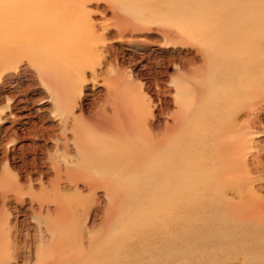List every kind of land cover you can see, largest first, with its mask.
I'll list each match as a JSON object with an SVG mask.
<instances>
[{
  "label": "rangeland",
  "instance_id": "1",
  "mask_svg": "<svg viewBox=\"0 0 264 264\" xmlns=\"http://www.w3.org/2000/svg\"><path fill=\"white\" fill-rule=\"evenodd\" d=\"M21 1L32 8L29 0ZM67 4L59 0L56 9L69 15ZM71 8L90 23L99 47L98 83L86 69L77 100L83 105L74 109L85 125H92L91 119L105 104L106 111L112 112L107 101L114 100L108 91L113 84L117 87L115 100L122 109H132V101L144 100L148 121L160 130L173 121L170 114L177 107L173 93L179 80L173 79L193 77L181 84L183 89L192 90L194 102L183 115L186 130H180L185 135H180L179 170L190 163L195 183L194 192L189 184L184 187L191 193L181 195L177 209L176 250L173 252L164 240L172 229L168 220L161 221L162 178L154 172L157 168L124 170L100 164L105 172L94 170V190L85 179L75 186L84 202L91 205L88 213L82 214L85 232L115 239L111 260L100 259L101 264H264V0H77ZM55 17L47 14L44 18L53 25L50 20ZM55 25L56 21L54 28H49L51 32L59 28ZM237 57L249 67L255 58L259 71L255 73L261 74L259 84L235 100L228 94H237L232 81L237 76ZM0 72V108L10 96L15 104L21 96L24 99L21 110L11 106L0 109V184L8 168L7 178L20 183L24 190L30 185L36 190L41 185L50 187L54 169L43 158V150H59L65 141L70 155L79 160L83 157L68 141H72L68 126L62 135L63 123L54 116L53 92L62 85L54 82L47 88L41 73L26 59ZM227 101L229 106L232 103L228 123L233 135L226 136L215 130L222 128L221 118L214 119L222 116ZM237 128L244 132L239 139L234 135ZM95 131L85 130V137L96 141ZM221 138L233 144L240 142L239 151L231 154L224 149ZM36 156L41 160H34ZM80 171L90 174L92 170ZM60 185L69 193L74 191L65 181ZM109 185L112 191L107 190ZM22 199L19 202L13 194L6 199L0 195V227L5 226L6 234L15 235L18 248V257L10 264L58 262V254L53 253L55 242L48 231L31 220L32 210L30 215H20V209L25 212L30 206L28 195ZM46 207L53 209L54 204ZM5 244L0 237V247Z\"/></svg>",
  "mask_w": 264,
  "mask_h": 264
},
{
  "label": "bare ground",
  "instance_id": "2",
  "mask_svg": "<svg viewBox=\"0 0 264 264\" xmlns=\"http://www.w3.org/2000/svg\"><path fill=\"white\" fill-rule=\"evenodd\" d=\"M29 1L27 2H29L30 6L32 5V8L22 4L21 0H0V71L8 69L12 66V63L18 60L26 59L41 73L43 77L42 83L47 88L53 87L54 82H60L62 88L53 92L56 106L54 116L63 123L62 135L67 129L65 125L68 126L72 132V141L66 138V142L68 140L77 154L83 157L79 160L70 155L65 141L63 148H58L59 150L48 153L43 150V158L51 163L54 169V177L51 180L50 187L41 185L39 190L32 188L31 185L24 190L20 183L13 181L11 177L7 178L9 169L6 168L7 171L2 176L3 181L0 184L1 197L6 199L8 195L13 194L20 200L19 202H23V195H28L30 206L26 208L25 212L20 209L19 213L25 217L32 210L31 220L36 223L38 228H44L50 233L51 238L55 242L53 253L54 255L58 254L57 264H101L103 261L100 262V259L111 260L116 248L115 239L112 241L106 239V237L101 238L95 231L86 230L85 232L82 214H87L91 205L84 202V196L81 195L77 186H75L76 183L81 179H85L88 181L91 190H94L97 187L96 182L91 179L93 173L96 174L94 170L105 172L100 164L121 166L124 170H143L152 166L154 170L157 168L154 171L156 175L162 178L159 185L160 205L162 207L161 221L168 220L167 222L172 229L169 236L165 235L164 240L166 245L171 246V250L175 252L178 232L176 213L177 209L180 208L181 195H185L188 192L184 190V187L188 184V188L194 192L195 183V174L190 163H186L183 170H179L181 160L180 135H185L181 134L180 130H186L184 128L185 125L182 124L185 120L183 115L190 111L192 107L191 101L194 102L192 90L190 88L183 89L181 84L184 81H191L193 77L185 76L186 78L173 79V81L179 80L175 83V92L173 93L177 107L170 114L173 121L166 123L160 130H156L154 125L151 126L152 120L148 121L149 113L144 108V100L142 101L141 99L138 102L134 100L131 102L132 109H122L115 100L117 87L113 84L108 86V91L114 100L107 101L112 108V112L108 113L106 111L108 106L105 104L102 110L91 119L92 125H85L84 122H81L83 117L80 112L75 113L74 109L83 105L82 103L78 104L77 100L82 88V82L85 80L84 72L86 69L91 70V79L93 82L98 83L99 73L97 67L100 58H98L97 37L92 31L90 23L83 21L82 16H78L77 12L71 8V6L76 5L77 0H65L68 3L67 9L69 10L66 11H69L67 12L69 15L58 12L56 4L59 0ZM47 14L56 16L54 20L57 25L55 26H59V28L54 29V32H51L50 29L54 28L55 21L52 18L50 22L53 25H49L44 18ZM69 25H72V27L70 26V28ZM84 28L85 30H82ZM67 40H71V42ZM70 43L72 45L68 47ZM34 48L37 49L35 50ZM237 59L239 63L236 65L237 76L235 77L236 80H232L235 81L236 86H233V89L237 94L232 92V94H228L234 97L235 100L241 96L240 94L244 90H249V88L259 84L258 79L261 74L257 75L255 73L259 72L256 69L258 61H255V58H253L254 60L250 67L246 65L245 61H242V58L237 57ZM88 95L93 96L94 94L89 93ZM91 96L88 99H93ZM10 97V100L8 99L0 109L3 111V109L6 110L11 106L21 110L23 108L21 103L24 100L21 98L22 96L17 100L16 104L13 103L12 96ZM225 103V110L222 116L215 117L214 120L221 118L219 121L222 123V128H216L215 130H219L218 134L227 136L233 135L229 128L232 124L228 123L229 109L232 103H230V106L228 101ZM196 109L198 108L196 107ZM69 121H71L70 124H68ZM89 128L94 131L98 130V132L95 131L96 141L93 140L94 137L93 139L85 137V130ZM238 128L237 133L234 134L236 139L244 135V132H240ZM219 143L227 151L229 149L231 154L239 151L236 148H239L240 142L233 144L229 139L226 138L224 140V138H221ZM86 157L91 158L95 163L93 164ZM40 158L42 157H33L34 160ZM82 169H91L92 171L90 174L82 173L80 171ZM206 179L204 178L203 181ZM64 181L74 187L72 193L65 191V188L61 187L60 183ZM106 188L112 191L110 185ZM239 195L241 196L240 193ZM34 203L38 205L37 208L33 207ZM50 203L54 204L53 209L46 207ZM231 208L233 207L231 206ZM36 210L39 213H36ZM42 211H45V214H42ZM234 211H236L235 208ZM250 213H247L248 216ZM252 215L254 216V214ZM8 226L9 231L11 226L9 224ZM111 236L109 237L110 239ZM128 236L130 238L129 234ZM0 237H3L6 241V244L0 247V264H10L12 260H16L18 257L15 235L11 232L6 234L5 226H1ZM119 238L122 237L119 236ZM103 254L106 255L105 259L102 258Z\"/></svg>",
  "mask_w": 264,
  "mask_h": 264
}]
</instances>
